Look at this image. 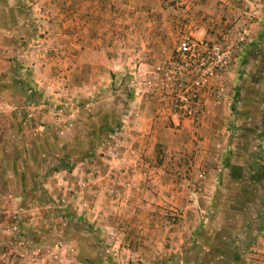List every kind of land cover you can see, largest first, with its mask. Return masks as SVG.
<instances>
[{
	"label": "rangeland",
	"instance_id": "obj_1",
	"mask_svg": "<svg viewBox=\"0 0 264 264\" xmlns=\"http://www.w3.org/2000/svg\"><path fill=\"white\" fill-rule=\"evenodd\" d=\"M139 1L0 0V264H264V5ZM187 39L233 59L176 121L154 84ZM134 97L163 129L118 166Z\"/></svg>",
	"mask_w": 264,
	"mask_h": 264
},
{
	"label": "built area",
	"instance_id": "obj_2",
	"mask_svg": "<svg viewBox=\"0 0 264 264\" xmlns=\"http://www.w3.org/2000/svg\"><path fill=\"white\" fill-rule=\"evenodd\" d=\"M241 41L247 32L242 30ZM233 59L226 44L187 39L179 43L168 67L156 72L165 76L155 86L163 93L165 106L173 120L191 121L202 116L208 105L211 83L223 77ZM164 101V100H163Z\"/></svg>",
	"mask_w": 264,
	"mask_h": 264
},
{
	"label": "crops",
	"instance_id": "obj_3",
	"mask_svg": "<svg viewBox=\"0 0 264 264\" xmlns=\"http://www.w3.org/2000/svg\"><path fill=\"white\" fill-rule=\"evenodd\" d=\"M125 1V4L127 2H129L130 0H123ZM157 3V5H161L159 0H142L139 1L138 7L140 8L141 6H143V8L148 9L153 2ZM246 3L248 2V4L250 5L251 3L254 2H258V7H263L264 5V0H244ZM154 6H156L154 4ZM263 12H258L257 13V21L255 22V28L258 31H261V25H262V19L264 18V14H262V16H260V14ZM138 15H134L132 17H137ZM145 16V14H144ZM148 22H150L148 20ZM260 33V32H258ZM85 55H89V54H85ZM102 54H100V58L102 59L101 61H96L97 65L100 66L95 69V71H102L105 72L106 68H107V61L105 58H103L101 56ZM85 65H89L88 63L85 62ZM95 65V64H94ZM96 66V65H95ZM110 84L113 88H117V82L114 79H111ZM95 86L96 88L99 86H103L102 82L100 81H94L90 84V86ZM130 85V84H129ZM128 87H131L129 86ZM117 94V93H116ZM114 99H113V104H114ZM127 104L130 105L132 108L129 112H127L126 115V127L123 128H119L116 127L115 131L117 133H124V135H129L133 138L134 144H139V145H134L133 143L132 145H130L128 147V149L124 150V158H122L121 160H118V166L119 164H123L124 162L128 161V164L130 163V161L136 159L137 157H140L143 161H145L147 163L148 159H149V155L150 153L148 151L145 152V147L142 146V144L144 143L143 140H147V137L149 136H155L157 133H159L163 127H160V123L164 121L165 118V113L162 112L161 108H157V106L154 104V102H149L147 100V98L145 99L144 97H134L132 98H128L127 99ZM164 113V114H163ZM148 156V158H147ZM165 165L163 164L161 168H164ZM130 168V167H129ZM127 168L126 169V173H131L133 174V170L132 168ZM160 171V170H159ZM164 173V172H162ZM143 177H146V171H144V175ZM150 178V177H149ZM151 179V178H150Z\"/></svg>",
	"mask_w": 264,
	"mask_h": 264
}]
</instances>
